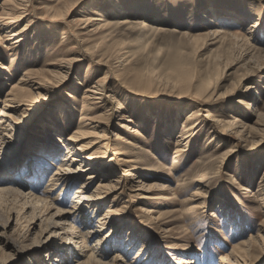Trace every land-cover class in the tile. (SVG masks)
Returning a JSON list of instances; mask_svg holds the SVG:
<instances>
[{"label":"rangeland","instance_id":"obj_1","mask_svg":"<svg viewBox=\"0 0 264 264\" xmlns=\"http://www.w3.org/2000/svg\"><path fill=\"white\" fill-rule=\"evenodd\" d=\"M44 2L34 1L18 23L27 31L16 63L11 50L5 51L12 41L0 43V73L6 77L0 78V110L10 85L19 84L24 72L37 70L33 77L47 82L44 89L20 96V126L5 164L10 171L0 166V179L10 184L26 162L33 165L32 151L53 142L56 128L66 138L71 135L82 111L103 122L106 130L98 131L109 143L105 159L111 161L106 175L82 172L81 180L64 190L65 203L48 208L45 216L35 217L23 197L0 194V264H77L80 245L66 239L65 229L42 231L47 221L41 220L52 217L53 207L70 209L82 182L87 192L100 185L111 191L95 213L88 211L90 227L74 221L84 231L120 229L116 240L106 244L105 260L118 252L123 264H187L183 258L191 252L197 264H264V0H62L58 21L42 17ZM87 14L114 23L97 20L85 27L78 20ZM124 18L131 23H117ZM215 28L223 29V36L208 34ZM64 60L68 68L62 74L55 65L44 66ZM99 80L103 106L89 112L83 90ZM60 104L66 116L57 118L53 109ZM200 108L201 114L189 120L188 113ZM207 112L227 124L238 117L237 123L249 129L221 133L218 122L215 127L205 118ZM127 118L138 123L142 135L133 138L122 126ZM126 139L134 146H127ZM60 149L57 161L45 160L41 190L65 155V147ZM123 157L137 162L122 164ZM22 174L16 178L25 181L22 189L28 191L34 183ZM139 180L151 187L133 191L131 185ZM106 212L111 223L101 227ZM88 244L92 247L93 241ZM64 246L63 252L59 247ZM173 254L182 261L174 262ZM57 257L68 260L52 261Z\"/></svg>","mask_w":264,"mask_h":264},{"label":"bare ground","instance_id":"obj_2","mask_svg":"<svg viewBox=\"0 0 264 264\" xmlns=\"http://www.w3.org/2000/svg\"><path fill=\"white\" fill-rule=\"evenodd\" d=\"M36 0H3L0 1V32H5L3 34V37L0 36V43H7L8 40H11L12 42L10 44H6L7 48L5 51L11 50V55L13 56L11 59L12 64L16 63L15 56L18 54V51L20 50V46L22 45V41L24 40V37L26 35V28L23 27L22 29L18 27V23L24 18H26L28 15L26 14V11L29 10V7L33 6V3ZM45 4L42 6V8L46 11V14L42 17H47L49 20H60V17L62 16L60 13H58L57 8L60 6V3L62 0H44ZM38 3V2H37ZM17 14V15H15ZM103 21L105 24L114 23L113 21L110 22L109 19H106L104 17H94L91 16V14H87L84 19H79L78 21H83L87 23V26L89 27L94 25L95 21ZM108 22V23H107ZM118 24H128L131 23V20L129 18L119 19L117 21ZM144 25L145 22L143 23ZM89 25V26H88ZM224 30H218L215 28L214 30L208 32V34L214 36L215 38L223 36ZM4 47V46H3ZM68 58V57H67ZM65 60L62 62H46L45 67L55 65L58 68V73L61 71H64V69L68 68L67 64H65ZM6 68V67H5ZM45 70V68H44ZM49 70V69H48ZM47 69L45 72L48 71ZM37 70L30 69L29 71L24 72V77H21L19 80V84H11L10 89L5 93L3 102V107L0 110V164L1 168L8 169L6 167V162L8 160V146L12 142V136L16 135V129L20 125L16 121V114L17 111L21 108L23 105L21 101V95L28 94L31 90H38V89H44L45 84L47 83L45 80L39 79L38 77H33V74H36ZM43 72V71H41ZM55 70H50L48 73H54ZM40 74V73H39ZM0 78H6L4 77V73H0ZM87 78V77H86ZM86 78L84 79L86 81ZM45 81V82H44ZM81 84H84L82 82ZM85 89L83 90V103H85V109L89 112L97 109V107L103 106L104 101V90L101 86L100 80L94 83L93 85H85ZM2 93V92H1ZM210 93V92H209ZM213 93V91H212ZM215 93V92H214ZM69 97H73L71 93H68ZM204 95V94H203ZM209 95V94H208ZM208 95L205 97V100L200 103V106L204 105L205 102L208 100ZM213 95V94H212ZM206 96V95H205ZM202 99V98H201ZM203 100V99H202ZM87 104L93 106V108H88ZM105 104V103H104ZM199 104V103H198ZM123 107L120 106L119 109H122ZM54 114L58 118L61 113L66 116V106L64 104H60L54 109ZM200 109L193 110L189 114L188 119L193 120L197 117V115H200ZM85 111L81 112L79 125L75 130L72 131L71 135H69L67 138L64 137V134L60 133L58 128H56L55 135H51L50 140L53 142H46L43 143L41 146H37L36 150L32 151L33 153V159L35 160L33 167L32 160L29 162L31 163L29 166L25 163L23 168H21L20 172L23 173L22 175L26 177V179L29 177V181L31 180L32 187L26 191L23 190L22 187L26 186L24 185V182H21L17 175L15 174V177L11 178L9 183L4 182L3 179H0V194H14L17 197H23L25 204H31L30 206H33V212L35 214V217L39 215L45 216L46 210L52 206H54L56 203L59 205H62V203H65V201L61 198L64 190L69 191L71 187L78 183L82 178V172L87 170H92L93 173L102 171L105 175L108 173V167L109 162L105 158L106 154H108L109 143L105 142V136L104 134H101L98 129L102 128L101 130L105 131L106 129L103 126V122L99 119H96V117H87L88 114L84 113ZM257 114V113H256ZM205 118L213 121L216 127L217 125L221 128V133H227V131H233L234 129L236 132L245 134L246 131H248L249 126L244 124H239L237 122L240 121L238 117L234 118V121L231 122V124L222 123L219 122L221 120H218L217 115L212 112H207L205 114ZM52 119V118H51ZM87 120H90V123H86ZM126 120V119H125ZM49 121V120H48ZM129 123H124L122 126L126 127L129 132L133 134V138H136V135L140 136L141 131L138 127V123L131 119L127 118L126 120ZM52 122V121H50ZM90 124V129L84 130L86 128V125ZM93 124V125H92ZM242 127V130H239V128ZM220 131V130H219ZM120 137V135H117V138ZM138 138V137H137ZM105 139V140H104ZM83 140V141H82ZM104 142L103 144H101ZM125 143L127 146H134L133 142L129 139L125 140ZM61 145H63L66 149L65 155L63 158L59 161L56 168L52 171L50 174V178L46 188L41 190L39 188L40 181L44 178L48 168H46V162H49L52 164L55 161L58 160V157L62 154V149H60ZM36 146V145H34ZM136 147V146H135ZM98 148H104V150H100ZM94 150V151H92ZM30 159V156H29ZM53 160V161H52ZM121 161H123L122 164L129 165L132 162H137L132 158H121ZM85 164V165H84ZM87 166V167H85ZM100 166L99 168H97ZM0 168V169H1ZM97 168V170H96ZM134 168V167H133ZM10 175V173H9ZM124 177H131L129 173L124 172ZM9 178V177H8ZM20 178V177H19ZM37 179V182L35 183L34 180ZM92 178V175L88 177ZM25 179V180H26ZM127 178L123 179L126 180ZM122 180V179H121ZM120 179H114V181L119 182ZM27 182V181H26ZM138 183H134L131 185V189L133 191L136 190H148L146 187L150 188L151 186L146 185L145 182L139 180ZM78 189L74 191V198L72 200V206H70V209L62 208V206L53 207L56 209V211L52 214L51 218H44L41 220V223H44L47 221V226L42 228V231L45 229H49L50 233H59L58 229H65L64 232L67 233L66 239L74 240L76 246L78 244L80 245V248L82 249V252H77L78 259L74 260L77 262V264H123L124 262L119 261L121 259L120 254L118 252L116 255L111 258V260H105L107 256V248L106 244L111 243L116 240V237L120 233V229H116L115 227H112L107 233L102 234L100 233V229L97 228H90L88 230H80L78 229V226H76L74 223L78 221L81 225H88L87 227H90L89 225L92 224V217L88 215V211L91 213H95L98 208V206L101 205L100 199H106L111 194V191L109 190V186L100 185L99 190L94 192H87L85 191L87 187V182H82ZM26 184V183H25ZM61 188L60 193L55 195V192L58 188ZM115 186H112V188ZM261 189L264 190V184L261 186ZM41 192V196L38 195L37 192ZM144 193V192H141ZM141 196H146V194H142ZM24 204V205H25ZM148 212H157L154 208H149ZM38 213V215H37ZM33 214V215H34ZM104 217H100L99 223L101 224V227L104 226L106 222H110V219L108 217H111L112 215L108 214L106 212ZM106 220L104 221V219ZM75 221V222H74ZM86 228V227H85ZM47 238H50L47 237ZM76 240V241H75ZM93 241L92 247L89 246L88 241ZM242 244L244 241L241 242ZM67 246L59 247L61 251H66ZM131 247V245H130ZM142 249V248H140ZM59 250V251H60ZM58 251V250H57ZM58 251V252H59ZM55 252V250L53 251ZM139 253H142L141 250ZM222 258L226 259V256H223ZM173 261L174 259L176 261H182L181 257L180 259L177 258L175 254L172 255ZM62 260H68L64 258H53L52 261H62ZM207 260V257L205 258ZM174 261V262H176ZM184 262H187V264H197L198 261L196 260V255L192 256V253H188L183 258ZM132 262V261H131ZM172 262V261H171ZM170 262V263H171ZM55 264V263H54ZM60 264V263H59ZM66 264H71L70 262H66ZM208 264V263H207Z\"/></svg>","mask_w":264,"mask_h":264}]
</instances>
